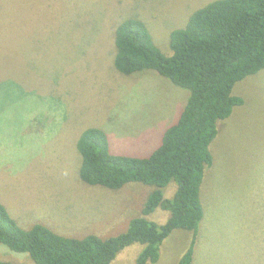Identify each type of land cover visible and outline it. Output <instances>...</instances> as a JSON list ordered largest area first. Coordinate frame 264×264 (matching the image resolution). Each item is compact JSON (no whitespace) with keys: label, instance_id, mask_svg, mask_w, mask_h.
<instances>
[{"label":"rangeland","instance_id":"374dc122","mask_svg":"<svg viewBox=\"0 0 264 264\" xmlns=\"http://www.w3.org/2000/svg\"><path fill=\"white\" fill-rule=\"evenodd\" d=\"M208 1L0 0V202L21 227L39 222L64 236L104 238L140 215L154 187L83 182L76 140L96 126L112 153L143 157L159 144L188 90L156 71L118 72L114 25L138 13L170 55V31ZM232 94L244 102L218 121L209 146L213 162L200 186L204 215L191 264H264V68L237 81ZM175 189L171 181L163 196ZM168 215L156 208L147 217L161 224ZM191 238L172 230L159 259L147 264H176ZM140 249L127 246L110 264H135ZM0 259L34 264L3 244Z\"/></svg>","mask_w":264,"mask_h":264},{"label":"trees","instance_id":"16d2710c","mask_svg":"<svg viewBox=\"0 0 264 264\" xmlns=\"http://www.w3.org/2000/svg\"><path fill=\"white\" fill-rule=\"evenodd\" d=\"M185 21L169 33L170 55L155 44L147 22L136 12L113 29L118 72L156 71L188 90L181 112L163 130L159 144L143 157L112 153L107 133L96 126L82 130L76 140L83 182L110 189L132 181L154 187L140 215L115 235L69 237L39 222L21 227L0 202V244L27 253L34 264H110L120 250L139 243L135 264H147L159 259L160 246L172 230L183 229L192 238L176 264L192 263L204 215L200 186L205 168L212 166L209 146L217 123L244 102L232 94L234 84L264 68V0H210L189 12ZM171 181L176 189L164 197ZM156 208L169 213L161 224L147 217ZM0 264L24 263L0 259Z\"/></svg>","mask_w":264,"mask_h":264}]
</instances>
